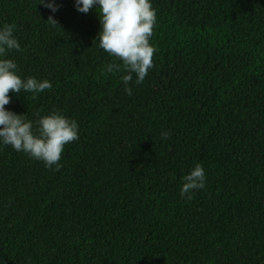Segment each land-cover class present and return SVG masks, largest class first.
I'll return each mask as SVG.
<instances>
[{"label": "trees", "instance_id": "16d2710c", "mask_svg": "<svg viewBox=\"0 0 264 264\" xmlns=\"http://www.w3.org/2000/svg\"><path fill=\"white\" fill-rule=\"evenodd\" d=\"M56 2L0 0L22 49L5 58L52 83L6 109L79 125L59 170L0 146V264H264V0H151L157 51L131 96L98 11ZM197 163L205 188L182 197Z\"/></svg>", "mask_w": 264, "mask_h": 264}, {"label": "clouds", "instance_id": "9594fccd", "mask_svg": "<svg viewBox=\"0 0 264 264\" xmlns=\"http://www.w3.org/2000/svg\"><path fill=\"white\" fill-rule=\"evenodd\" d=\"M40 5L55 14L60 5L56 0H40ZM79 13L87 14L90 9L98 11L100 30L97 44L110 56L121 63L106 65L107 73L125 74L121 80L124 91L132 95L133 82L142 84L153 67V55L157 51L150 43L156 26L157 14L151 0H74ZM52 27L58 28V22L50 15L47 19ZM15 25H0V146H11L17 152H23L30 159L44 163L45 167L59 170L61 155L65 145L79 139V125L74 119L65 116L59 110L40 117L37 121L27 118L26 114H16L8 109L9 92L19 94L22 90L33 95L52 88V83L36 77L21 78L13 59L5 58L11 51H22L14 35ZM161 138H170V132L161 133ZM206 175L201 164L195 166L183 177L180 195L192 198L195 190L205 188Z\"/></svg>", "mask_w": 264, "mask_h": 264}]
</instances>
